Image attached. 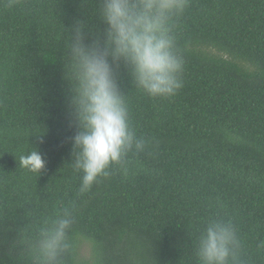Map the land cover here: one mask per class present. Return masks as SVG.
<instances>
[{
  "label": "trees",
  "instance_id": "16d2710c",
  "mask_svg": "<svg viewBox=\"0 0 264 264\" xmlns=\"http://www.w3.org/2000/svg\"><path fill=\"white\" fill-rule=\"evenodd\" d=\"M97 3L0 0V264H31V237L68 206L65 264H196L210 218L234 223L243 264H264V0H189L174 97L150 98L118 70L145 148L81 193L63 42L78 20L103 29ZM33 148L40 174L19 167Z\"/></svg>",
  "mask_w": 264,
  "mask_h": 264
},
{
  "label": "clouds",
  "instance_id": "9594fccd",
  "mask_svg": "<svg viewBox=\"0 0 264 264\" xmlns=\"http://www.w3.org/2000/svg\"><path fill=\"white\" fill-rule=\"evenodd\" d=\"M189 0H98L93 12L103 29L76 21L64 38L65 78L77 131L72 137L73 169L81 193L119 167L146 141L134 130L118 70H127L134 86L150 98L174 97L183 87L185 58L178 47L176 21ZM19 167L40 174L45 161L33 148ZM71 206L46 218L31 237V264H65L74 252ZM23 243V241H21ZM237 229L230 219L210 218L200 230L196 264H243Z\"/></svg>",
  "mask_w": 264,
  "mask_h": 264
},
{
  "label": "rangeland",
  "instance_id": "374dc122",
  "mask_svg": "<svg viewBox=\"0 0 264 264\" xmlns=\"http://www.w3.org/2000/svg\"><path fill=\"white\" fill-rule=\"evenodd\" d=\"M86 246H87V247H89V245H88V244H87ZM87 250H88V248H87Z\"/></svg>",
  "mask_w": 264,
  "mask_h": 264
}]
</instances>
